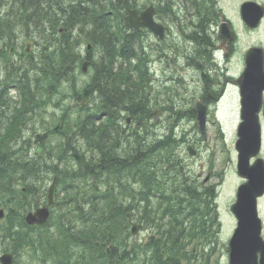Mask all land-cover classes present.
<instances>
[{
    "label": "rangeland",
    "instance_id": "1",
    "mask_svg": "<svg viewBox=\"0 0 264 264\" xmlns=\"http://www.w3.org/2000/svg\"><path fill=\"white\" fill-rule=\"evenodd\" d=\"M71 1L86 2L89 7L94 5V0ZM71 1L66 4L67 6H64L68 7L71 4ZM130 1H132L134 5H146L149 2L147 0ZM258 1L260 5L264 4V0ZM104 5H106V3ZM16 6L11 7L10 9H16ZM16 10H18V8ZM12 15V19L17 20V11L13 10ZM125 15L126 13L123 12V17H125ZM96 16L98 19L103 20L106 24L109 23V29L114 31V35L116 37L117 35L120 36L123 33H127L124 30L123 25L118 26L120 20L116 19L114 15H109L108 13V15L103 18L101 14L97 13ZM108 17L110 18L109 20H107ZM110 23L114 24L115 29H113V26L110 25ZM60 24L59 30L55 32L59 36V40L65 42L66 40L74 39L76 31L72 30L71 25ZM45 27L47 26L45 25ZM237 29L241 30L239 32L238 42L235 45V50L231 52L230 55L221 57V65L218 69L214 68V70H212L209 77L210 81L205 78L203 79L201 73L195 69L196 61H191V64L187 61V59H189L187 55L191 54L193 57L194 54L203 48L198 45L205 42L201 35H197L195 37L197 38L196 43L193 38L184 40L183 43L185 47L190 50L187 51L188 53L186 56L183 52L179 53V55L174 54L177 58L170 53H168L167 56L161 47L156 44L153 38H146L144 36L141 37V39L149 40L150 44V47L143 51L145 56L149 59L148 62H152L149 65V68L145 67L146 71H149L150 81L148 75L146 79H143L135 73H128L127 75L131 78L127 79L126 85L135 86L136 88H141L145 91L146 94H148V100L154 101V108L160 106L159 111H161L162 115L159 120L156 121V127L159 129L157 130L158 133L153 137L152 135H143V133L138 132L141 128H136V123L138 121L136 119L134 123L129 126L134 132V136L123 135L124 140L126 141L125 145L129 146L132 142H135L138 146L142 147V150L150 151L151 156L158 158V160L154 161L149 167L144 163V161L138 159L137 153H133L134 157L136 156L137 161L143 169L149 167L147 169L152 170L161 161H165L164 166H168L171 164L169 160L173 162L175 168L172 165L171 169L164 171V175H159V178L156 180L160 183L156 184V187H151V190L148 191L152 198L146 199L142 197L139 200L138 192L140 194L145 192V187L142 183L132 185L133 191H131L130 196H121L125 197L121 202L122 207L120 209V213L124 214L125 211L126 215H130L131 213L133 215L132 220H134V222H137L136 220H147L146 218H149L147 215L150 212L153 216V212L159 209L160 200L158 199L162 196L167 197V195H170L171 198L175 199L179 197L180 200H182V192L185 188H188L194 193H200V198L203 201L205 200L207 192L208 198L206 199L210 200V216L213 217V215L217 213L218 219L220 221L222 220V223L223 220L226 219L230 206L236 199L234 195V187L236 184L241 183V179L242 183L245 181L243 178L239 179L236 172L238 154L235 144L238 134L241 131L240 113L242 107L240 105V89L235 81L238 80L246 71V53L248 49L251 47H262L264 49V20L257 29L249 30L244 26L241 28V24L237 26ZM18 30L20 31V28H18ZM99 31H102V29ZM21 32L24 33L25 31L23 30ZM51 32L54 31L47 30L45 31V34H43V32L42 34L36 33V31L31 33L25 32L30 36V38L26 35L25 37L23 36L24 38L22 39L20 45L16 46L14 44L10 47L4 46L0 52V71L3 69L4 64L8 63V67H14V69H17V72L21 68V62L27 57L29 58H27L26 61L28 59H34V62L38 63L43 60V57L41 56L47 50H51L54 55H56L57 45L53 44L49 37H47ZM73 33H75V35L70 38ZM86 35L87 34H85L84 38L79 43L81 44L80 49L81 54H83L81 58L83 59H85V55L88 53H94V50H96L89 49L88 51L87 46H91L92 41L89 40ZM43 37H45V39L47 38V41H44ZM139 38L134 42L136 51L142 48L141 44L138 42ZM178 43L182 44L181 39L178 40ZM0 44V47H2L1 42ZM194 44L195 46H193ZM205 50L208 51L207 49ZM167 58L168 62L166 61ZM186 62L192 67H189ZM37 66L41 67V65L36 64L35 67L37 68ZM33 69L34 68H30V72ZM89 69L91 70V66H89ZM45 72L46 75L45 73L41 71L38 72L37 70L35 72L32 71L29 75H26L27 82L25 86L23 85L22 90L24 89V91L22 94L18 88H0V93L2 94L3 99L1 100V106L8 105V107H4V110L7 112L5 113V111H2L0 115V156H6L8 159L10 158V161L13 160L17 163L13 165H21V163L26 160L33 161L34 163H36L35 161L37 160L40 165V162L44 160V153L42 155H36L34 152L28 153L25 150L20 149L21 143L24 141L27 142L38 133H55L52 138V147L55 148L57 152L59 149H63L65 151L64 146L68 143L67 140L70 137L75 147H79L80 152H90L88 149L91 146L88 145L89 147H87L84 145V142H82V140L79 141L77 139L78 137L75 136V133H73L74 131L72 128L73 126H77L75 123L76 121L68 120L69 124L65 126V129L63 128L57 131L56 129H58L57 125L60 123V119L63 122L64 119L67 120L70 116H73V113L83 112L82 114H87L92 110V107H95V109L101 108L100 105L103 104H96V96L93 95L91 91L86 98V102H89L83 107H76V104L78 103H85L83 102L84 91L89 85H91V78L86 77L81 80L80 77L83 72L80 68L74 72L70 71L68 74L64 75L65 78L60 77L59 81L47 70ZM113 75V73L112 75L111 73H108L106 74V77L111 79ZM74 79L77 82L74 83ZM72 81L73 83H71ZM104 86L107 89L111 88V84L109 83L104 84ZM88 89L91 90V87ZM207 89H209L210 93H206ZM39 91H45L48 100L45 98V104H43L36 116H24L23 105L25 102L30 103L31 101H29V99L34 101V106H41V104L35 102V98H37L35 96H39V94H37ZM220 92H223L221 97H219ZM202 95H205L208 103H211L206 114L207 124L205 126V135L202 134L196 121V117H194L193 113L190 112L191 110L195 111L196 102L201 100ZM14 109L16 111H13ZM172 110H174L175 113H172ZM68 112L71 113L69 117H67ZM121 118H126V116ZM73 119H75L74 116ZM261 122L263 125L262 137L264 144V111L261 113ZM113 123L114 122L110 124ZM174 126H176L175 132L171 129ZM148 130H151L149 125ZM98 136L104 137L109 141L108 144H103L101 141L104 148L109 149L112 140L110 139V133L107 132V129L102 128L99 131ZM23 138H25V140ZM45 147L49 148L50 144ZM189 149H192L191 151H193V154H190ZM261 157L264 159V150ZM57 159L58 157L56 160ZM70 159L71 158L68 153L67 156H60L58 170H56L55 174L53 173L52 168L49 169V167H40V170L37 169L39 170L37 172H39L40 177L38 180H35L34 183L31 182L29 185L31 186V191H35L34 194L30 196L31 200L34 199L35 201V199L39 196H42V193L46 191L44 189H48V187H50L54 178L58 177V181L60 179L66 181V178L64 177L65 171H72L77 168V165L73 163V161H70ZM178 161L180 162V165L176 164ZM48 164L51 167L56 165H52L51 163ZM180 166L183 168L182 174L180 173ZM84 171L89 172L90 170L85 169ZM6 176L7 178H11L12 174H6ZM208 177V183L203 185ZM233 178L236 180L235 184H232ZM12 181L15 184L11 185L7 190L9 192L7 195L10 199L15 194V190H21L25 186L20 183L17 187V183L19 181L14 177L12 178ZM132 181H134V177L130 176L127 182L132 184ZM99 183L104 189H112V185L110 183L105 181H100ZM179 184H184L185 188L179 187ZM158 188H162L164 194H162ZM208 188L209 190H207ZM1 190L2 188H0V191ZM66 191L70 194L74 192V190L70 187L67 188ZM66 191L61 193L59 189H56L57 200L63 198V194L67 195ZM213 195L216 196V201L213 200ZM2 201L3 200H1L0 203ZM0 205H3V203ZM135 207H137V214L133 211ZM145 207H147L146 210ZM128 209L129 211H127ZM162 210L166 211V208L163 207ZM107 212L108 213L100 212L98 215L106 220L105 222L112 221L113 223H116L117 225L114 227L116 229H118V226H122L123 230L126 227L127 228L123 232V243L114 245V247H112L113 245L108 244V246L104 248V255H106V251L108 250L109 252H117V260L124 261L125 264H136L135 260H131L129 257L126 259L123 257L125 253L127 256L128 252L134 245L143 249L145 245H147L146 242L149 239V237L148 239H145L144 236L146 235L152 238L153 236H151V234L154 232V227H148L142 237L134 238L130 235V228L132 226L130 221H123L121 219L118 221L116 216L118 213L117 209L109 210ZM195 213L190 215L188 210H178L172 213L165 212V217L163 216L165 225L162 226V230L159 235L157 232L155 233L157 236H155V238L150 242L158 247L159 241H165L168 234L172 233L173 237H177L176 241L178 242L175 245L173 243L170 244V248L173 247L175 255L178 254L179 256L176 257L174 255V262L172 263L229 264L228 240L231 237V232L233 233L234 222L224 224L222 230L218 234L216 228H214L211 231L212 233L210 234V237L206 240H202L199 236V234L202 233L199 228L205 216L200 215V212L197 214ZM162 214L163 211L160 214V217H162ZM259 215L261 219L264 220V205L261 208V214ZM148 220L150 221L151 219ZM56 222L57 218H55L54 222L52 221V223H50L52 226L49 224V226H45V228L40 231H53L51 228H56ZM169 224H172V226H169ZM103 225L104 222L100 227ZM206 226L211 229L212 221L208 222ZM0 228H2L1 235L3 234L2 236L5 240L4 245L0 244V256L3 253L11 252L17 264H29V257L33 255L32 250L27 248L24 251L19 250L15 252V248L13 247V242L21 237V233H28V231L23 227H18L17 230L12 229L10 225H8V217L0 222ZM6 228L7 233L5 232ZM105 231L107 230H102L101 234L105 237H110L103 233ZM208 232L209 231H206V233ZM194 235H196V237H191ZM39 237L40 236L37 235L33 240V245L38 253L42 250L38 240ZM128 237L129 239H127ZM166 249H169V247L165 246L163 249H160L162 250V256L159 263L155 264H162L161 260H167L166 256L170 254L164 252ZM68 256L69 255L62 256L61 260L58 258L54 259L50 262V264H59L63 260H65L63 261V264H86V262L83 261V258L78 255L73 257ZM107 257V255L106 257L99 256L98 260L101 264H106V262L110 261ZM35 264L38 263L36 262Z\"/></svg>",
    "mask_w": 264,
    "mask_h": 264
},
{
    "label": "bare ground",
    "instance_id": "2",
    "mask_svg": "<svg viewBox=\"0 0 264 264\" xmlns=\"http://www.w3.org/2000/svg\"><path fill=\"white\" fill-rule=\"evenodd\" d=\"M60 4H57L59 6L54 7V10L52 8H45L42 9L39 8L35 4H30L29 6L37 7L39 9L37 11L36 17H40L42 15L48 14L49 21L46 22V26L43 29V34H45V31L52 30L54 32H51L48 34L47 37H49L50 41L59 46L61 52V56L65 57V59L69 63V68L73 69L74 71H77L79 69L80 64V58L82 56L80 47H75L74 49H69L70 44H79L82 39L84 38L85 34H91L98 38L99 40H95V45L97 47V50H94V53H88L87 55V61H89V65L93 66L92 70L90 72H86L81 75L80 79L83 80L86 77L92 78L94 82L91 84V92L95 96H99L102 93L107 94L112 98L117 99L120 102H123L127 104L131 109L133 110H140L141 108H144V111L148 109V106L150 104V101H147V98L144 94V91L140 88H136L135 86H117V89L112 92L108 91L107 88H105L104 84L109 83L108 78L106 77V74L110 73L111 67L117 62L115 60V48L116 46L124 45L127 43V40H122L119 37H116L114 35V31L112 29H108V25L101 19H98L94 17L96 8L95 7H89L86 3H82V7H76V6H68L66 7L67 3L71 0H58ZM106 1V0H105ZM125 6H132L133 2L130 0H121ZM66 5V6H64ZM14 6H16L14 2ZM64 6V7H63ZM18 6H16V9ZM16 9H13L14 11H18ZM60 9L59 11H57ZM52 10V11H50ZM62 10V11H61ZM66 11V14L68 16L73 15L71 11L67 10H76L78 13H80L82 16L87 17V19L93 23L92 25H86L84 23H81L77 17H74L70 20V22L73 23L74 31L70 38L74 36V39H69L65 42L59 44V36L55 33L60 28V23L62 21V17L60 15ZM48 11H50L48 13ZM60 17V18H59ZM61 20V21H60ZM108 20V19H107ZM105 19V21L107 22ZM34 26H28L27 29H25V32H33ZM124 30L127 33L131 32V29L128 27V25L125 23L123 24ZM101 28L102 31L97 30V28ZM35 31L38 33L37 28ZM22 33L18 30V28H14V32L12 34H5L3 32H0V42L2 43V48L4 46H11V45H20L22 39L25 37L26 33ZM40 32V34H42ZM35 34V33H34ZM24 36V37H23ZM89 40H94V37L92 39L91 36H87ZM137 40V39H135ZM61 42V41H60ZM93 42V41H92ZM138 42L141 44L144 50L148 49L150 47L149 40L141 39L139 38ZM1 45V44H0ZM54 55V53L51 50H47L42 54V57L50 58V56ZM29 58V57H27ZM26 58V59H27ZM23 60L21 63V69L29 70L30 68H35L41 72L44 73V70L35 65L37 64L34 62V59H28L27 61ZM26 61V62H25ZM38 65V64H37ZM44 65L43 67H45ZM14 69V67H12ZM36 70V71H37ZM126 72H132L129 68L125 70ZM70 70L68 68L63 69L60 74L61 77L65 78L64 75L68 74ZM46 73V72H45ZM91 76V77H90ZM129 79V78H128ZM79 80V78H78ZM77 82L74 79V83ZM73 83V81L71 82ZM107 87V85H106ZM135 92H138L134 94ZM36 93V92H35ZM37 94L39 96H35V102L38 104H41L40 107L34 106V101L31 100V104L25 102L23 105L24 108V116L28 115V117H34L38 114L43 104H45V98L48 100L46 96L45 91H39ZM223 95V92L219 93V97ZM0 95V108L1 107H8V105H2ZM145 100V101H144ZM37 105V104H36ZM159 107H155L154 110H152L155 114L159 112ZM69 109V108H68ZM1 110V109H0ZM67 110V109H66ZM142 111V110H141ZM184 111V110H183ZM93 116L91 119L98 118L99 114L95 113V107H92ZM83 112H76L73 113V116L75 119H73V116H70L71 113H67V117L69 119L63 120V122L60 119V123L57 125L58 129H65V126L69 124L68 120L76 121V124L84 123L88 119ZM1 114V111H0ZM133 114H137L136 112H132ZM141 114V113H140ZM234 119V117H233ZM114 120L113 124L107 123L106 129L107 132L110 133V139L112 140L111 145L109 149H105L102 145L99 144L102 140H104V137L94 135L93 133H90L89 130H86L85 136L82 138H79L78 140H82V142L86 143V146H91V149L88 150L90 152H86L85 155L88 160H90L94 167L89 172L86 171H77L75 174L71 173L70 175H66V177L71 178L73 180H78V183L82 186L78 188L77 191L73 193L67 192L68 182L60 179L58 182L54 184L55 189H59L61 193L65 192L67 195L63 194V198L57 200V205L55 207L54 216L59 218L57 220V226L54 228L55 232L59 234V236L62 238V240L65 242V244H68L69 241L72 242V245L77 247L79 251V256L82 257L83 255L86 257L87 250L89 249V252H92L93 247L97 250V261L94 264H99V256L100 257H106L104 255L105 249L108 244L113 245H119L123 243V235L124 230L122 226H118V229L114 228L117 224L116 223H110L105 222L102 217H100L98 214L100 212H103L105 210H113L117 208H121V202L123 198L128 195H131V190L133 189V184L142 183L144 187H146L149 183V181L154 176V173L151 170L143 169L141 165L135 161L133 153L139 152V158L142 154H148V156L151 155L150 151L142 150V147L138 146L137 143L132 142L129 146L125 145L124 140V133L127 136H134V132L130 127L127 125V121L123 120L119 122L120 119ZM81 127V126H80ZM79 126H73V133L75 135H81L82 133L79 132L80 130ZM136 128L140 129L137 124ZM143 133V135H149V130L145 128L143 125L140 129V131ZM55 133H45L41 138L34 136L31 139H29L27 142L24 141L20 144V149L25 150L26 152H34V154H37L40 149L45 148L46 145L50 144V147L48 148L47 152L44 153V160L40 162V165L38 164V161L36 160L34 163L33 161H25L22 162L21 165H23L22 168H24V173H17L14 170H11L10 167L13 166V163L6 157V156H0V180L4 178V173H12L13 177L21 182L22 184L26 185V189H29L31 194H34L35 191H31L30 183H34L35 180H38L39 175V167H49V169L52 168V170L55 169V165L57 164V160H59V157L63 155L62 149H59L58 152L55 148L52 147L53 143V135ZM88 134V135H87ZM25 140V138H23ZM1 141V137H0ZM52 141V142H51ZM84 148V147H83ZM86 148V147H85ZM69 151L75 150L68 149ZM58 159L56 160V158ZM42 160V159H40ZM154 159H151L153 161ZM48 163H51L54 165L51 167ZM28 164L30 166H28ZM102 165L107 168L104 169ZM9 169V170H8ZM8 170V171H7ZM135 176L134 181H132V184H130L128 181L129 177ZM99 179L101 181H105L107 183H110L112 185V189L109 190L108 188L104 189L100 183L93 179V178ZM58 179V177H56ZM115 179L116 181L113 182L112 180ZM121 184V185H120ZM120 185V186H119ZM119 186V187H118ZM24 188L21 189L20 194L21 197H17L15 195L12 196V198L9 200V203H7L8 206L0 205V222L8 217V225L12 229H18L19 227V221L22 219V215L24 214V211H27L29 214H31V208L27 205V198L26 195L29 193L28 190ZM38 189V188H37ZM115 189V190H114ZM36 190V189H35ZM41 191L40 189H38ZM44 190H47L45 188ZM4 193L7 191V187L4 188ZM118 196H117V194ZM25 194V196H24ZM122 195H125L121 197ZM24 196V197H23ZM1 203H4L2 201ZM0 203V204H1ZM129 211V209L127 210ZM8 212V213H7ZM104 222V225L102 223ZM123 224V223H122ZM102 230H107L103 232L104 234H107L110 237L103 236ZM2 228H0V244L3 243V234ZM48 233V231L44 232L43 234ZM33 236V233H30L29 237L31 238ZM129 239V237L127 238ZM172 240H176V238H171ZM178 242V241H177ZM162 247L159 248L153 243H148L143 249L139 248L138 246L134 245L128 252L127 256L126 253L123 258H131V260H135L136 264H155L151 259L153 256H157L161 254ZM12 256L13 254L9 252ZM176 257L178 254L175 255ZM172 255H168L167 261H171L170 258L173 259ZM179 257V256H178ZM39 256L37 255H31L29 257V264H35L36 262H39ZM41 259V258H40ZM108 260H112L111 257H107ZM106 262V264H109V262ZM133 261V262H135ZM173 261H171L172 263ZM46 264V263H43ZM47 264H50L47 262ZM111 264H125L124 261L121 260H113ZM176 264V263H174Z\"/></svg>",
    "mask_w": 264,
    "mask_h": 264
},
{
    "label": "flooded vegetation",
    "instance_id": "3",
    "mask_svg": "<svg viewBox=\"0 0 264 264\" xmlns=\"http://www.w3.org/2000/svg\"><path fill=\"white\" fill-rule=\"evenodd\" d=\"M149 1L146 5H132L125 8L126 13L124 21L129 22V10H135L137 14L142 17L148 10H153V19L158 24V31L156 33L150 31L147 28H140L139 31L130 33L134 36H144L146 38H153L156 44L161 47L164 53L168 56L170 54H178L183 52L186 56L189 48L185 47L183 41L189 38H195L197 35H201L205 42L198 45L203 48L200 49L196 54L187 55L188 63L196 61V70L201 73L202 77L210 81V73L214 68L216 69L222 62L221 57H226V54L222 50H218L217 44L218 39L224 37L229 39L230 51L228 55L235 50V45L238 42V36L241 29H237V26L241 24L246 29L253 30L243 20L242 8L245 3L256 2L258 0H147ZM264 5V4H263ZM228 30L231 35L228 37ZM201 38V37H200ZM156 39V40H155ZM181 39L182 44L178 43ZM195 46V44L193 45ZM208 51H206L205 49ZM144 50V49H143ZM199 54V55H198ZM177 58L176 55H174ZM149 60V59H148ZM168 62V58L166 59ZM150 62L148 66L151 64ZM187 63V62H186ZM187 65L192 67L191 65ZM172 64V63H170ZM191 64V63H190ZM174 65V64H172ZM209 75V76H208ZM111 88L108 91L114 92L117 86H126V82L117 80H109ZM206 93L207 90H206ZM144 94L148 100V94L144 91ZM151 95V93H150ZM149 95V97H150ZM202 102L208 103L205 95L201 97ZM145 101V100H144ZM102 103L107 105L111 112V122L120 119L126 120L127 125L131 126L137 119V126L139 128L142 125L149 130V135L152 137L158 133V127H156L155 113L150 109L154 108V101H150L148 109L144 111V108L140 110H133L127 104L118 101L115 98L110 97L107 94H101L96 96V104ZM158 104V103H157ZM100 105V106H103ZM175 107V106H174ZM176 108V107H175ZM160 109V108H159ZM142 110V111H141ZM154 110V109H153ZM137 114H131L132 112ZM141 113V114H140ZM172 113H175L172 110ZM195 114V111L193 110ZM160 114L161 111H160ZM126 116V118H121ZM124 135H126L124 133ZM206 184V182L204 183Z\"/></svg>",
    "mask_w": 264,
    "mask_h": 264
},
{
    "label": "water",
    "instance_id": "4",
    "mask_svg": "<svg viewBox=\"0 0 264 264\" xmlns=\"http://www.w3.org/2000/svg\"><path fill=\"white\" fill-rule=\"evenodd\" d=\"M259 15L256 11L248 12L244 10L245 19L256 26L259 19L263 16L259 8ZM255 16L254 18L252 16ZM253 18V19H252ZM241 87L242 100V119L241 131L237 149L239 156V175L247 178L249 183L242 186L239 190L238 200L232 207V212L237 217L238 228L230 242V264H257L258 254H261L260 263L264 264V241L261 239V221L258 219L256 202L257 198L264 194V163L258 160L250 166L249 161L252 157L258 155L261 142V128L258 118L264 91V51L262 49H251L247 55V68L239 80ZM90 91L85 95L88 96ZM197 122L204 133L206 124V107L198 106ZM41 138L42 136H37ZM70 140L67 143L68 149ZM41 152V150H39ZM193 154V152H191ZM75 158L83 165L93 167L91 163L85 162L82 157L75 155ZM53 197V191H50V198ZM47 209L38 211L35 215L30 214L27 222L30 225L44 224L48 219ZM2 264H13L10 256L0 259Z\"/></svg>",
    "mask_w": 264,
    "mask_h": 264
},
{
    "label": "trees",
    "instance_id": "5",
    "mask_svg": "<svg viewBox=\"0 0 264 264\" xmlns=\"http://www.w3.org/2000/svg\"><path fill=\"white\" fill-rule=\"evenodd\" d=\"M14 2H16L15 4H17V6H18V11H17L18 15L16 16L17 20L16 19H12L13 18V15H12L13 9H10L11 7H14ZM93 2H94V5L92 7L104 8L105 7L104 4L105 3L107 4V2L109 3V0H106V1L105 0H94ZM82 3H84V2L78 1L76 5H72V6L82 7ZM30 4L31 5L32 4L37 5L43 11V9H45V8L49 9V8H52L53 6L54 7L59 6L57 4H60V2L58 0H0V32H3L5 34H12L14 32V28H20V31H23V30L27 29L28 26H31L33 24H34V26L32 28L35 27L34 31H35L36 28L38 30V33L43 31L46 22L50 20V19H48V16H47L48 14H46V15L44 14V15H42V16L37 18L36 14H37V11L39 9H37V7H32L31 8L29 6ZM54 7L52 8V10H54ZM52 10H50V11H52ZM59 10L60 9H58L57 11H59ZM50 11H48V13ZM73 11H75V10H73ZM73 15H74V13H73ZM60 17H62V21L61 20L60 21L63 22L65 25H71V27L73 26V23L70 22V20L72 18H74L73 16L72 17L71 16H66L65 12L63 10V13L60 15ZM76 17L81 23H84L86 25L87 24L88 25H92L93 24L87 19V17L82 16L80 13H77ZM97 30H99V29L97 28ZM26 36H29V35L26 34ZM86 36H91L92 39H93V37H95V36H93V35H91L89 33ZM43 40L47 41V38L45 39V37H43ZM59 44H60V40H59ZM61 47H62V44H61ZM68 47H69V49H74V45L73 44H70ZM2 49L3 48L0 47V52L2 51ZM56 52H57V54L52 56V57H50V58L43 57V60L39 61L37 64L41 65V68L44 70V73L47 70L51 75L55 76L56 79L59 81L60 77H61L60 75H58L61 72L60 67L63 66L64 64H66L68 61L65 59V57L61 56V54H60L61 50H60L59 46H58ZM44 65H46V66L43 67ZM32 71L35 72L36 69L34 68ZM28 72H30V69L27 70V73H25V77L23 79L25 81H27L26 80V75L28 74ZM45 75H46V73H45ZM23 80H20V82H19L22 88H23V85L26 84V82H23ZM23 91H24V89L22 90V92ZM29 101H31V100L29 99ZM77 125H79V127L81 126L80 130H79V132L82 133L81 136H85L84 134H85L86 130H89L90 133L94 132V126H93L94 125V121L92 119H88L84 123H79ZM134 159H135V161H137L136 156L134 157ZM9 160H10V158H9ZM11 162L13 164H17L13 160H11ZM28 166H30V165L28 164ZM22 167H23V165L18 164V165L11 166L10 169L16 171L17 173H19V172L24 173V170H23L24 168H22ZM102 167L104 169H107L103 165H102ZM39 170H40V167H39ZM56 170H58V169H56ZM79 171H81V170H79ZM71 172H74V171H68V173H64V175L65 174L70 175ZM10 174H12V173H10ZM73 174H75V173H73ZM132 177H134V179H135V176H132ZM12 178H13V175H12L11 178H7L6 173H4V178H2L0 180V188H2V190L0 191V201L1 200L4 201V206H8L7 203H9L10 198L7 195V194H9V192L6 191V193H4L3 190H4L5 187H7V190H8L11 185L15 184L12 181ZM112 181L115 182L116 180L113 179ZM184 191H186V189H184ZM181 206H183V208L186 207L185 204L179 203L177 205V208H175L172 212L181 210L180 209ZM117 210H119V208H117ZM107 211H109V210H105L103 212L108 213ZM116 216H117V220L120 221V219L124 215H123V213H120V211H118ZM110 223H113V222L110 221ZM49 253L52 254L53 256L54 255H56V256L60 255L59 249H57L55 251H52V252H49ZM168 254H170L172 256L175 255L173 247L168 249ZM170 260L174 262V260L172 258H170ZM171 261L170 262L167 261V262L171 263ZM171 264H174V263H171Z\"/></svg>",
    "mask_w": 264,
    "mask_h": 264
}]
</instances>
